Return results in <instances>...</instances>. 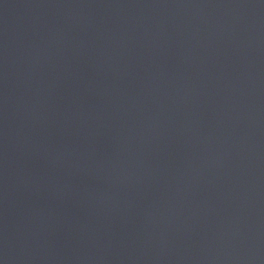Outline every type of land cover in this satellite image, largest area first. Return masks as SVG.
I'll return each mask as SVG.
<instances>
[{
    "label": "water",
    "instance_id": "95a60500",
    "mask_svg": "<svg viewBox=\"0 0 264 264\" xmlns=\"http://www.w3.org/2000/svg\"><path fill=\"white\" fill-rule=\"evenodd\" d=\"M0 264H264V0H0Z\"/></svg>",
    "mask_w": 264,
    "mask_h": 264
}]
</instances>
